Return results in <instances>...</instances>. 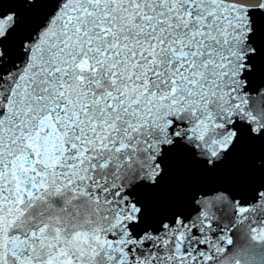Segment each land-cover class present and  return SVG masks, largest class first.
Segmentation results:
<instances>
[{"label": "snow or ice", "instance_id": "6c2138e0", "mask_svg": "<svg viewBox=\"0 0 264 264\" xmlns=\"http://www.w3.org/2000/svg\"><path fill=\"white\" fill-rule=\"evenodd\" d=\"M0 264H264V0H0Z\"/></svg>", "mask_w": 264, "mask_h": 264}]
</instances>
